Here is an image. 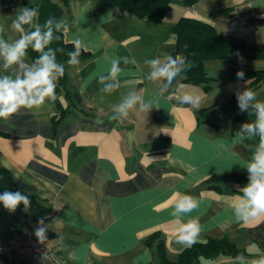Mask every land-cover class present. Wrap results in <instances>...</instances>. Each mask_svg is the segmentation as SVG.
<instances>
[{"label": "crops", "instance_id": "crops-1", "mask_svg": "<svg viewBox=\"0 0 264 264\" xmlns=\"http://www.w3.org/2000/svg\"><path fill=\"white\" fill-rule=\"evenodd\" d=\"M51 1L62 8L64 42L76 49L79 41L80 49L90 54L78 65H64L69 90L81 102L69 109L55 130L52 117L67 106L62 92L55 102L46 101L39 109L22 108L8 120L0 119V165L20 190L49 208L33 212L18 206L10 212L0 203V244L8 239L10 226L20 228L22 221L38 241L35 231L43 218V227L53 236L38 242L68 264H159L155 247L159 239L168 260L175 262L187 247L175 242V228L197 217L201 231L195 242L225 238L237 251L198 264H237L238 255L248 260L264 256V218L243 223L232 212L242 188L235 183L213 187L204 183L212 175H248L244 165L252 159L259 137L233 144L234 115L228 112L219 115V130L197 121L199 109L224 105L250 80L226 76V83L216 86L208 67L222 65L210 60L204 62L207 76L214 79L210 89L185 82L183 75L165 89L164 81L148 79L151 69L145 64L157 57L163 64L165 55L173 53V28L180 17L206 22L219 34L248 43H264V27L253 22L264 18V0H196L190 7L170 0L171 9L160 23L108 0ZM38 3L0 0L4 26L0 38L11 44L25 35L24 29L15 31L12 22L23 8ZM224 9L228 12L216 13ZM112 59H119V86L105 92V84L112 81L101 78L109 76ZM23 62L31 67L27 56ZM228 65L225 62L224 72ZM235 65L264 69L251 61L237 60ZM23 71L18 65L5 69L0 57V77L15 79ZM131 91L145 102L157 101L159 107L140 113L137 105L128 119H112L117 115L113 107ZM254 91L261 101L264 85ZM184 92L199 95L200 106L180 105L176 97ZM234 108L239 109L238 104ZM183 195L196 197L199 207L191 214L173 216ZM155 233L159 238L148 246L146 240ZM12 260L41 264L21 263L16 256Z\"/></svg>", "mask_w": 264, "mask_h": 264}, {"label": "clouds", "instance_id": "clouds-1", "mask_svg": "<svg viewBox=\"0 0 264 264\" xmlns=\"http://www.w3.org/2000/svg\"><path fill=\"white\" fill-rule=\"evenodd\" d=\"M38 12L34 8H23L12 22V28L15 31H23L24 26L34 23ZM52 20L45 21L46 31L41 32L39 28L31 31L15 42L9 44L3 38H0V57L4 60V68L12 65H18L23 69V75L15 79L10 76L0 77V119L8 120L17 114L20 109H39L46 101L55 102L56 86L59 78L63 77L65 66L57 63L54 51L45 48L51 43L53 30L50 27ZM65 26L64 21H57L56 27L59 30ZM4 31V26L0 25V33ZM31 45L36 52L42 53L31 67L25 65L23 57L26 55L27 48ZM80 42L76 41V50L68 53L69 65H78L80 63ZM239 55V54H237ZM242 59V58H241ZM165 62L161 64L159 57L145 60V64L151 69L148 79L152 81H164L165 89L186 71L187 60L183 54H166ZM127 62V60L125 61ZM112 67L107 78H101V82L107 79L112 81L106 83L103 91L111 92L117 88V77L121 72L119 59H112ZM237 79H244L243 71L236 73ZM84 91V88L81 89ZM256 92L246 88L237 93L238 107L241 111H247L251 106L255 111L256 119L252 123L242 125L241 131L237 132L232 143H242L244 140H251L253 137H259V143L253 152L252 159L245 162L244 167L248 172V183L241 189L242 195L238 196L235 203L231 205L234 218L238 222L247 223L250 220L264 218V101L256 99ZM180 105L200 106L201 97L196 94L184 92L176 97ZM254 102V103H253ZM140 113H149L153 107L158 108V102L149 100L145 102L143 98L135 91H131L125 96L121 103L113 107L114 115L112 119L126 120L130 112L137 109ZM251 147V146H249ZM0 203L10 212H15L19 205L23 204L24 210L28 211L31 201L28 196L19 191H5L0 194ZM200 201L191 195H183L175 204L173 216L180 214H191L199 207ZM40 227L35 231L38 241L43 244L46 239V229L43 227L44 220L39 221ZM201 231L199 219L191 217L187 222L180 223L175 228V242L184 246L195 243ZM237 264H264V256L259 259L248 260L243 255L235 257Z\"/></svg>", "mask_w": 264, "mask_h": 264}, {"label": "trees", "instance_id": "trees-1", "mask_svg": "<svg viewBox=\"0 0 264 264\" xmlns=\"http://www.w3.org/2000/svg\"><path fill=\"white\" fill-rule=\"evenodd\" d=\"M63 2V0H57ZM110 3L118 6L121 9L128 10L132 14L145 18L154 23H160L171 9L170 0H108ZM185 6H192L196 0H180ZM224 1V0H217ZM25 8H34L38 12V16L33 24L24 26L25 33L35 31L37 28L41 32L46 31L45 21L51 19L50 27L53 30V38L51 43L45 48H51L56 56L57 63L68 64V53L76 49L64 42L62 27L57 30L56 22L60 21L62 8L57 3L51 0H39L37 5L27 6ZM228 10H218L216 13H227ZM254 24L264 27V18H257ZM173 33L176 36L175 47L172 55L178 53L183 54L187 60L186 71L181 74L184 76V81L193 85H203L204 90L210 89V82L214 79L207 76L204 69V62L210 60L225 61L229 65L226 68L225 76L236 77L238 71H243L244 79L250 80L246 87L235 92L228 102L217 107L212 105L197 111L198 123H206L215 129H220L219 115L227 113L231 108L238 104L237 93L244 91L246 88L253 91L259 88L264 83V69H246L235 65V61H252L264 60V43H248L243 38L233 35L219 34L215 28L203 21L180 17L174 28ZM42 53L36 52L31 45L27 48L26 55L31 63L35 64L36 60ZM239 54V55H237ZM90 57V54L85 51H80L79 61H83ZM242 58V59H241ZM62 92L63 98L67 101V106L52 117L54 130L58 123L62 120L69 109L80 104V98L77 93H71L68 87V76L64 72L63 77L59 78L56 86V94ZM256 119L255 111L252 107L247 111H239L230 121V133L236 134L241 131L242 125L252 123ZM204 183L210 187L219 183H235L243 188L248 183V175L241 173H226L222 175H212L208 177ZM5 191L16 192L29 197L31 204L28 211L47 212L49 208L45 207L34 195L20 190L14 182L11 174L0 165V194ZM19 207L24 208L23 204ZM48 219V218H46ZM46 236L51 237L53 234L46 230ZM159 233L152 234L146 244L152 246V243L159 238ZM158 252L159 264H198L202 259H214L218 255H235L237 253L233 244L225 238L212 239L208 238L204 242H195L184 248L177 257L175 262H171L166 257L162 240H158L155 245ZM3 257V256H2ZM3 264H15L12 259L3 257ZM21 263L23 262L20 260Z\"/></svg>", "mask_w": 264, "mask_h": 264}, {"label": "built area", "instance_id": "built-area-1", "mask_svg": "<svg viewBox=\"0 0 264 264\" xmlns=\"http://www.w3.org/2000/svg\"><path fill=\"white\" fill-rule=\"evenodd\" d=\"M0 256L12 259L16 256L25 263L38 261L41 264H68L53 249L41 245L26 223L20 228L10 227L6 242L0 244Z\"/></svg>", "mask_w": 264, "mask_h": 264}, {"label": "rangeland", "instance_id": "rangeland-1", "mask_svg": "<svg viewBox=\"0 0 264 264\" xmlns=\"http://www.w3.org/2000/svg\"><path fill=\"white\" fill-rule=\"evenodd\" d=\"M174 1L175 0H171L172 3H174ZM177 1H179V0H177ZM179 3H180V1H179ZM187 11H189V9H187ZM251 62L252 63H256V64H258L260 66L262 65V67H264V60H252ZM218 63H220L223 68L222 67L219 68V66H209L208 67V73H209V75L215 77L216 80L214 82V85H216V86H219V85L222 86V85H224L226 83L225 82L226 81L225 80L226 79V76H225V72H224L225 62L221 61V62H218ZM225 71H226V69H225ZM262 85H264V83H262ZM218 91L219 90H216L215 93L218 92ZM220 94H222V92H219V95ZM260 99H261V101L264 100V94L261 95ZM239 110L240 109H235L233 107V108H231V110L228 111V113L231 114L230 116H232V115L235 116L239 112ZM22 223H25V222L22 221Z\"/></svg>", "mask_w": 264, "mask_h": 264}]
</instances>
